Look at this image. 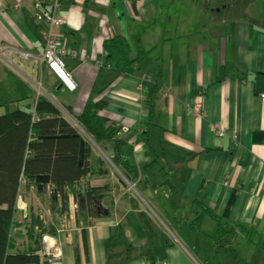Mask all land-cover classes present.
<instances>
[{
  "label": "crops",
  "instance_id": "1",
  "mask_svg": "<svg viewBox=\"0 0 264 264\" xmlns=\"http://www.w3.org/2000/svg\"><path fill=\"white\" fill-rule=\"evenodd\" d=\"M56 1L64 23L55 34L67 49L74 89L39 60L46 32L39 16ZM218 2L0 0L2 112L28 95L67 113L90 143L94 169L81 189L97 190L90 206L70 194L62 209L50 185L26 191L23 184L13 253L31 251L26 227L33 215L55 233L43 234L32 264H264V17L227 15L230 3ZM205 8L218 17L204 15ZM115 34L133 55L138 43L149 51L130 76L117 77L107 59L104 42ZM99 99L115 132L96 142L75 118ZM124 177L136 182L133 189ZM195 201L246 227L236 252L216 248L213 216L189 226ZM44 237L59 246V258L48 260Z\"/></svg>",
  "mask_w": 264,
  "mask_h": 264
},
{
  "label": "trees",
  "instance_id": "2",
  "mask_svg": "<svg viewBox=\"0 0 264 264\" xmlns=\"http://www.w3.org/2000/svg\"><path fill=\"white\" fill-rule=\"evenodd\" d=\"M207 1L210 0H205L206 4ZM250 2H245V8ZM227 7V15H236L234 9L237 12L238 8L235 4ZM206 11L207 8L204 9ZM104 47L117 77L132 75L149 52L138 43L133 55L126 38L118 34L106 39ZM25 97V102L17 101L14 106H11L12 103L2 105L4 109L0 113V264L38 263L36 250L41 248L43 234L55 233L51 225L43 224L40 218L32 215L26 227L27 234L34 240L31 251L12 252L15 246L13 229L16 223V203L24 182L25 190L30 191L32 186H37L40 176L48 175L50 182L46 186L50 185L59 196L62 209L67 207L70 194L83 196L86 205L90 206L92 195L97 193L89 184L82 187L83 190L80 186L82 179L94 169L88 162L89 141L51 100L41 96L34 104L31 96ZM105 106L106 103L101 99L89 100L75 118L96 142L112 137L115 132L109 118L102 115ZM82 141L85 142L84 163L79 165ZM115 143L117 155L121 157V142L117 139ZM195 203V217L189 226L199 227L205 215L213 216L218 222L216 248L236 252L235 241L239 231H244L246 227L222 221L205 204Z\"/></svg>",
  "mask_w": 264,
  "mask_h": 264
},
{
  "label": "built area",
  "instance_id": "3",
  "mask_svg": "<svg viewBox=\"0 0 264 264\" xmlns=\"http://www.w3.org/2000/svg\"><path fill=\"white\" fill-rule=\"evenodd\" d=\"M36 7H41V2L36 3ZM59 10V2L56 1L54 3V7L52 8V11ZM52 11H44L41 16H39L40 19L44 20L46 22V32H45V49L43 55L40 57V62L45 63L47 67L55 74L58 79L63 81L70 89H74V83L71 80L70 74L65 68V62H64V54L65 49L63 46V41L56 36L55 30L56 28L60 27L62 24V20L59 18L58 13L54 14ZM22 55L26 58H31L30 53H22ZM261 98L264 101V92L261 93ZM201 110V105L197 103L194 107V111L199 113ZM136 183L130 184L129 189H133L135 187ZM43 249L48 257L49 261H52L56 258H59L61 256V251L58 245L56 243H52V239L48 237L43 238Z\"/></svg>",
  "mask_w": 264,
  "mask_h": 264
},
{
  "label": "rangeland",
  "instance_id": "4",
  "mask_svg": "<svg viewBox=\"0 0 264 264\" xmlns=\"http://www.w3.org/2000/svg\"><path fill=\"white\" fill-rule=\"evenodd\" d=\"M219 1H222L224 4H228V3H230L229 4V6L230 5H233V4H235V5H237V3L236 2H238L239 0H219ZM245 2V1H244ZM238 3L239 4V6L237 5L236 6V9L238 10L237 12H235V9H234V13L236 14V15H239V14H242L243 15V17H251V14H253L254 15V17L256 18H263L264 17V0H251V2L249 3V5L246 7V8H243L244 6H243V4H245V3ZM218 0H210V4H209V7L211 8L212 6H217L218 5ZM251 3L252 4H254L253 6L251 5ZM54 7V6H53ZM213 8V7H212ZM221 8H223V7H221ZM208 9V8H207ZM224 9V8H223ZM225 10V9H224ZM231 11V10H230ZM52 12H54V14H57L59 11H57L56 10V8H55V10L54 11H52ZM210 13H212V14H215L217 17H218V13H216L215 11H207V12H205L204 13V15H206V14H210ZM223 13H226V10H225V12H223ZM59 16V15H58ZM214 20V18L212 17V21ZM215 21V20H214ZM216 25V27H217V24L216 23H213V25L211 24V28H213L214 26ZM21 53H25V52H21ZM2 112V110H1V108H0V113ZM66 115H67V113H66ZM68 116V115H67ZM73 120V119H72ZM71 121V120H70ZM74 121V120H73ZM75 122V121H74ZM117 128V127H116ZM119 128V127H118ZM118 128H117V130H118ZM124 128V127H123ZM126 128V127H125ZM122 129V127H120V130ZM119 130V131H120ZM124 130V129H123ZM85 134V136L89 139V140H91L93 143H95L93 140H92V138L90 137V136H88L86 133H84ZM116 172H117V174L119 175L120 174V172H119V170L118 169H116ZM124 179H125V181H126V184H127V186H128V188H130V184H132V183H136V182H134V181H131V180H127L125 177H124ZM26 182H24L23 184H25ZM37 186H32V189H36V188H38V190L37 191H39V190H44L45 189V186H46V184L48 183V182H40L39 180H37ZM43 188V189H42ZM53 188L50 186V188H49V190L51 191V192H53V190H52ZM53 196V195H52ZM49 205V203H47L45 206H48Z\"/></svg>",
  "mask_w": 264,
  "mask_h": 264
},
{
  "label": "water",
  "instance_id": "5",
  "mask_svg": "<svg viewBox=\"0 0 264 264\" xmlns=\"http://www.w3.org/2000/svg\"><path fill=\"white\" fill-rule=\"evenodd\" d=\"M84 147H85V144L84 142L81 143V148H80V160H79V165H83L84 163ZM38 180L40 182H49L50 181V178L49 176H40L38 178Z\"/></svg>",
  "mask_w": 264,
  "mask_h": 264
},
{
  "label": "bare ground",
  "instance_id": "6",
  "mask_svg": "<svg viewBox=\"0 0 264 264\" xmlns=\"http://www.w3.org/2000/svg\"><path fill=\"white\" fill-rule=\"evenodd\" d=\"M59 11V10H58ZM58 15H59V12H58ZM59 18L62 20V24L64 23V20L59 16ZM63 46H64V49H65V54H64V62H65V57H66V55H67V49H66V47H65V45H64V43H63ZM44 49H45V39H44ZM45 64V63H44ZM46 65V64H45ZM65 68H66V63H65Z\"/></svg>",
  "mask_w": 264,
  "mask_h": 264
},
{
  "label": "flooded vegetation",
  "instance_id": "7",
  "mask_svg": "<svg viewBox=\"0 0 264 264\" xmlns=\"http://www.w3.org/2000/svg\"><path fill=\"white\" fill-rule=\"evenodd\" d=\"M244 1H245V2L247 1V3H248L249 0H239V2H241V3H243ZM245 2H244V3H245Z\"/></svg>",
  "mask_w": 264,
  "mask_h": 264
}]
</instances>
